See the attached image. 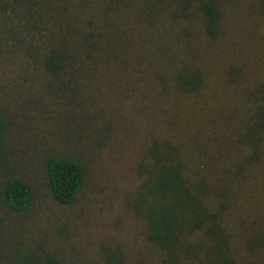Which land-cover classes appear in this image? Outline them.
Listing matches in <instances>:
<instances>
[{
	"label": "rangeland",
	"instance_id": "1",
	"mask_svg": "<svg viewBox=\"0 0 264 264\" xmlns=\"http://www.w3.org/2000/svg\"><path fill=\"white\" fill-rule=\"evenodd\" d=\"M217 1L223 19L213 39L199 1L179 19L171 5L145 23V0H129L127 62H118V35L108 34L118 31V3L1 1L0 264H165L136 208L141 169L155 165L154 148L165 143L192 182L210 186L204 202L227 235L230 264H264V142L247 131L264 106V0ZM105 38L115 53L97 51ZM56 48L71 60L58 75L46 68ZM184 70L200 84L178 83ZM53 155L85 169L72 205L50 192ZM13 178L34 190L21 213L3 202ZM185 238L213 243L202 232ZM202 260L182 254L175 264Z\"/></svg>",
	"mask_w": 264,
	"mask_h": 264
},
{
	"label": "trees",
	"instance_id": "2",
	"mask_svg": "<svg viewBox=\"0 0 264 264\" xmlns=\"http://www.w3.org/2000/svg\"><path fill=\"white\" fill-rule=\"evenodd\" d=\"M111 1L118 3V31L109 28L108 34L112 32L113 35H118V48L111 46L105 38L104 42L98 43L100 49L97 51L115 53L113 49L117 48L118 62H127L129 58H125V55L129 54L127 49L131 48L134 37V30L128 21L132 22L130 15L133 13L128 12L126 8L129 0ZM197 1L199 13L206 20L207 35L213 39L217 38L223 19V10L217 0H145L138 13L143 22L154 23L155 12L161 9L165 11L171 8V5H175L176 9H171L170 12L179 19L186 15L191 5ZM90 47H94V44ZM141 49L147 50L143 46ZM70 61L69 53L66 54L56 48L50 52L46 68L50 73L58 75L66 70ZM185 70L177 75L176 81L184 87L198 86L200 78L188 75ZM258 119L259 121L247 128L251 134V138H248L257 146L264 142V106L258 112ZM3 126L4 124L0 122V141ZM164 147V151L159 145L154 148L155 165L148 164L141 169L145 177L140 187L136 208L150 228L151 241L166 251L169 259L165 264H175V260L182 254L192 259L203 257L202 261L205 264H230L227 235L218 224L216 214L204 202V197L210 192V186L203 181L192 182L184 172L186 164L179 160L176 149L169 143H165ZM47 176L50 192L57 203L69 206L78 200L85 182V169L80 162L69 157L53 155L47 161ZM33 201L34 190L27 181L13 178L6 183L3 202L11 211L18 213L27 211ZM191 232H202L212 238L213 243L210 240L208 243H190L185 235ZM44 264H59V261L49 258Z\"/></svg>",
	"mask_w": 264,
	"mask_h": 264
}]
</instances>
